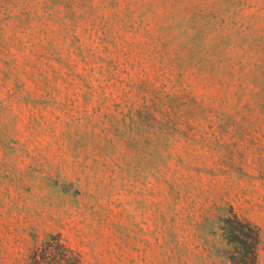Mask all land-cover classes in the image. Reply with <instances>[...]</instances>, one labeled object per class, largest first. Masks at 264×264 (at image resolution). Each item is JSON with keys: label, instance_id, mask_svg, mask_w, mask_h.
Returning <instances> with one entry per match:
<instances>
[{"label": "rangeland", "instance_id": "374dc122", "mask_svg": "<svg viewBox=\"0 0 264 264\" xmlns=\"http://www.w3.org/2000/svg\"><path fill=\"white\" fill-rule=\"evenodd\" d=\"M259 228L264 0H0V262L231 264Z\"/></svg>", "mask_w": 264, "mask_h": 264}, {"label": "trees", "instance_id": "16d2710c", "mask_svg": "<svg viewBox=\"0 0 264 264\" xmlns=\"http://www.w3.org/2000/svg\"><path fill=\"white\" fill-rule=\"evenodd\" d=\"M220 229L232 249L227 257L231 264H256L260 243L256 225L230 209L220 219ZM32 236L33 243L26 255L14 264H85L81 253L61 232H48L41 239L36 234Z\"/></svg>", "mask_w": 264, "mask_h": 264}]
</instances>
